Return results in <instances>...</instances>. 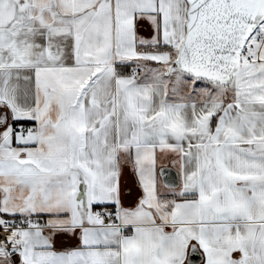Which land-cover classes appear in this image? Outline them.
I'll return each mask as SVG.
<instances>
[{"label": "snow or ice", "instance_id": "obj_1", "mask_svg": "<svg viewBox=\"0 0 264 264\" xmlns=\"http://www.w3.org/2000/svg\"><path fill=\"white\" fill-rule=\"evenodd\" d=\"M0 264H264V0H0Z\"/></svg>", "mask_w": 264, "mask_h": 264}]
</instances>
